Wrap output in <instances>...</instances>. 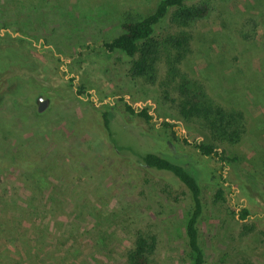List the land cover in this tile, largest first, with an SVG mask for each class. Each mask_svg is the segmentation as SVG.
<instances>
[{"label":"rangeland","instance_id":"rangeland-1","mask_svg":"<svg viewBox=\"0 0 264 264\" xmlns=\"http://www.w3.org/2000/svg\"><path fill=\"white\" fill-rule=\"evenodd\" d=\"M158 1L0 0V264H125L139 230L157 237L151 264H190L186 189L117 154L101 111L117 120L118 145L151 148L204 174L198 228L205 264H264V204L256 192L234 166L222 168L186 144L208 143V134L179 118L158 85L130 78L123 53L101 47L119 33L120 12L145 16ZM211 1L216 11L186 29L191 52L180 68L215 102L244 112L240 143L218 148L246 172L258 165L263 180L264 0ZM248 20L249 40L241 37ZM171 31L165 20L155 33ZM126 105L145 109L150 120ZM217 188L223 204L213 202ZM242 208L249 215L239 221ZM244 224L254 227L249 235H241Z\"/></svg>","mask_w":264,"mask_h":264},{"label":"trees","instance_id":"trees-1","mask_svg":"<svg viewBox=\"0 0 264 264\" xmlns=\"http://www.w3.org/2000/svg\"><path fill=\"white\" fill-rule=\"evenodd\" d=\"M187 1L159 0L154 10L145 16L136 15L128 10L120 12L119 33L109 41L103 42L101 47L109 53L116 51L123 53L130 59L127 69V75L130 78L141 79L148 85H158L163 102L169 104L179 118L185 122H198L208 134L209 142H187L186 140L184 142L202 156L216 158L222 168L226 165L234 166L235 170H238L242 183L254 190L264 204V179H259L255 173L258 165H254L253 172H246L237 167L240 159L236 155H228L225 150L218 148L221 145L233 146L240 143L247 126L244 112L215 102L201 83L190 79L180 68L191 52L192 36L186 29L206 19L217 9V5L211 0H200L193 4H188ZM26 18L29 19V16ZM165 20L171 28H174V31L162 35L156 34V27ZM253 29V21L248 20L245 30L241 32V37L247 40L252 39ZM126 110L145 122L151 118L145 109L135 113L130 106L126 105ZM99 118L101 128L117 154L128 155L135 165L145 170L169 174L175 182L184 186L189 200L188 209L184 215L187 257L190 264H205L198 228L204 211L200 185L203 173L199 175L194 166L171 160L154 152L151 148L141 149L118 145L113 139L112 131V123L117 120L112 118L110 111L99 112ZM164 125L170 126L169 123ZM171 135L175 136L173 131ZM260 162L259 166L262 168L264 159ZM213 202L214 204L225 202L221 188L214 191ZM248 215L249 211L246 208L237 212L239 221L246 220ZM253 230V226L244 224L241 235H249ZM157 245L158 240L155 234L136 231L131 248L125 252V264H151Z\"/></svg>","mask_w":264,"mask_h":264},{"label":"water","instance_id":"water-1","mask_svg":"<svg viewBox=\"0 0 264 264\" xmlns=\"http://www.w3.org/2000/svg\"><path fill=\"white\" fill-rule=\"evenodd\" d=\"M38 102H39V105L37 107V111L38 112L44 111L47 108V101L40 98Z\"/></svg>","mask_w":264,"mask_h":264}]
</instances>
